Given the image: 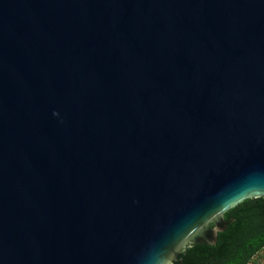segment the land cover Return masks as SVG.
I'll return each instance as SVG.
<instances>
[{
	"label": "water",
	"instance_id": "water-1",
	"mask_svg": "<svg viewBox=\"0 0 264 264\" xmlns=\"http://www.w3.org/2000/svg\"><path fill=\"white\" fill-rule=\"evenodd\" d=\"M260 196L264 0H0V264L175 263Z\"/></svg>",
	"mask_w": 264,
	"mask_h": 264
},
{
	"label": "trees",
	"instance_id": "trees-1",
	"mask_svg": "<svg viewBox=\"0 0 264 264\" xmlns=\"http://www.w3.org/2000/svg\"><path fill=\"white\" fill-rule=\"evenodd\" d=\"M235 219L218 233L214 245L195 244L182 254L185 263L230 260L248 264L264 248V197L247 198L226 211Z\"/></svg>",
	"mask_w": 264,
	"mask_h": 264
},
{
	"label": "flooded vegetation",
	"instance_id": "flooded-vegetation-1",
	"mask_svg": "<svg viewBox=\"0 0 264 264\" xmlns=\"http://www.w3.org/2000/svg\"><path fill=\"white\" fill-rule=\"evenodd\" d=\"M228 211V210H227ZM221 218L223 219V220H225V221H230V223L231 222H233L234 221V217L233 216H230V217H227L226 216V212H224L223 213V215L221 216ZM229 223V224H230ZM228 224V225H229ZM214 224L212 223V222H210V226H213ZM226 229V228H225ZM217 241V240H216ZM216 243V242H215ZM214 243V244H215ZM203 244V243H202ZM214 244H212V245H214ZM192 245H195V244H193V243H191V244H187L186 245V247L184 248V249H182L181 250V259H179V260H177L175 263H169V264H184L185 263V261H184V258H183V252L187 249V248H190ZM205 245H208V244H205ZM249 263V262H248ZM191 264H235V262H233V261H230V260H220V261H217V262H210V261H206V262H200V261H193V262H191Z\"/></svg>",
	"mask_w": 264,
	"mask_h": 264
},
{
	"label": "rangeland",
	"instance_id": "rangeland-1",
	"mask_svg": "<svg viewBox=\"0 0 264 264\" xmlns=\"http://www.w3.org/2000/svg\"><path fill=\"white\" fill-rule=\"evenodd\" d=\"M248 264H264V248L257 252Z\"/></svg>",
	"mask_w": 264,
	"mask_h": 264
}]
</instances>
